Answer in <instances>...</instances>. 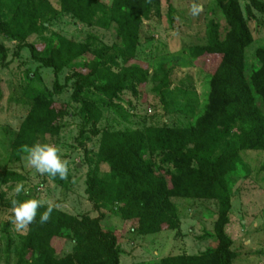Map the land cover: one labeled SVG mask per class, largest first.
Here are the masks:
<instances>
[{
  "label": "trees",
  "instance_id": "obj_1",
  "mask_svg": "<svg viewBox=\"0 0 264 264\" xmlns=\"http://www.w3.org/2000/svg\"><path fill=\"white\" fill-rule=\"evenodd\" d=\"M240 1L216 0L221 19L207 22L203 43L186 48L188 64L206 65L210 77L205 111L192 126L98 131L102 106L113 107L124 90L136 92L149 79L148 67L138 59L141 26L159 14L161 0H111L110 5L99 0H59L56 8L47 0H0V41L17 39L18 50L27 48L34 62L52 69L55 92L62 89L58 74L79 65L72 73L73 100L80 103L84 124L91 126L92 135L100 136L95 162L88 165L84 180V194L98 216L79 219L53 207L50 220L41 225L40 215L48 205L40 207L21 244L19 264H120V233L102 226V210L115 208L129 232H178L173 199L216 201V246L194 256H169L159 264H231L236 254L224 231L231 200L227 177L236 169L239 152L264 151V44L255 45L250 30V22L257 27L253 11L264 13V3L250 0L243 11ZM167 2L169 12L172 6ZM58 13L87 27L111 29L114 43L93 48L90 41L77 43L57 34L40 48L24 43ZM0 54L4 59L1 42ZM176 66L160 70L162 76L152 87L156 94L164 96L170 87L168 72ZM94 79H98L96 85ZM93 85L102 98H78ZM65 114V107L45 93L34 96L10 144L11 158L20 160L23 145L46 143L57 136ZM19 179L15 176V181ZM24 190L13 199L36 198ZM4 197L0 192V203L10 209L13 199L4 201ZM53 239L70 241V253H56Z\"/></svg>",
  "mask_w": 264,
  "mask_h": 264
},
{
  "label": "rangeland",
  "instance_id": "obj_2",
  "mask_svg": "<svg viewBox=\"0 0 264 264\" xmlns=\"http://www.w3.org/2000/svg\"><path fill=\"white\" fill-rule=\"evenodd\" d=\"M47 1L56 8L59 0ZM99 1L106 5L111 3V0ZM169 1L171 11L168 12L167 0H161L159 14L141 26L138 59L143 67L149 69L147 83L136 92L124 90L113 102V107L102 106L96 126L98 131L105 128L143 131L150 126L189 127L204 113L210 77L205 72L206 65L199 64V61L188 64L186 48L203 43L207 22L221 19L216 0H195L203 4L204 9L198 16L190 13L193 0ZM249 1H240L243 11ZM259 1L264 3V0ZM253 15L257 27L250 22V30L256 39L255 45H261L264 44V13L253 11ZM44 27L40 33L28 36L24 43L36 44L40 48L53 41L54 34L77 43L90 41L93 48L110 47L114 43L111 29L84 26L67 14L53 15ZM0 42L6 54L4 59L0 54V192L5 193L4 201L16 196L14 188L20 182L24 189L44 201V205L79 219L97 217L98 213L84 194V180L88 165L95 162L100 136L92 135L91 126L84 124L80 103L73 100L75 79L72 73L79 65L66 67L58 74L62 89L57 93L53 87L52 69L34 62L27 48L18 50L17 39L8 38ZM170 65L176 66L168 72L170 87L164 96H160L152 87L162 76L160 70L166 71ZM93 83L96 85L98 79ZM95 85L86 87L78 98L93 101L102 98ZM39 92L66 109L60 121V133L46 143L57 145L62 158L69 161L68 180L41 175L26 164L25 154L18 161L10 156V144L27 115L33 97ZM238 157L236 169L227 177L231 200L224 231L236 254L231 264H264V151L245 150L239 152ZM154 161L158 163L157 156ZM101 169L107 170L104 166ZM7 173L10 175L4 180ZM15 176L20 179L15 181ZM173 204L179 219L178 232H129L128 228H123V221L115 208L102 210L105 214L102 226L120 233V264H159L169 256H194L215 248L216 201L173 199ZM10 217V209L0 203V264H19L18 253L27 232L15 231ZM52 245L59 255L68 254L72 249V243L63 239H53Z\"/></svg>",
  "mask_w": 264,
  "mask_h": 264
},
{
  "label": "clouds",
  "instance_id": "obj_3",
  "mask_svg": "<svg viewBox=\"0 0 264 264\" xmlns=\"http://www.w3.org/2000/svg\"><path fill=\"white\" fill-rule=\"evenodd\" d=\"M203 4L195 2L190 7V13L193 16H198L203 12ZM20 151L24 153V160L26 164L34 168L41 175H48L52 178L59 177L61 180H68L69 178V161L63 159L60 148L55 144L40 143L23 145ZM16 194L24 192L23 183L18 182L14 188ZM27 195V192H25ZM44 206V201L37 198L25 199L22 202L16 199L11 200V217L10 223L13 229L17 232L24 233L28 230L29 225L35 222L38 209ZM53 211L52 206L40 215V224L47 223L51 218Z\"/></svg>",
  "mask_w": 264,
  "mask_h": 264
}]
</instances>
